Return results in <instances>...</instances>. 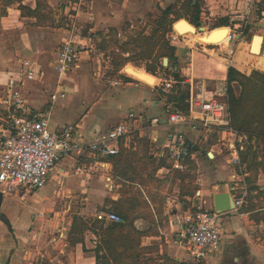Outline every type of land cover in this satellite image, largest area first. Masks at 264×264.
Returning a JSON list of instances; mask_svg holds the SVG:
<instances>
[{
	"label": "crops",
	"instance_id": "0c3cea01",
	"mask_svg": "<svg viewBox=\"0 0 264 264\" xmlns=\"http://www.w3.org/2000/svg\"><path fill=\"white\" fill-rule=\"evenodd\" d=\"M87 1H83L82 9H84L81 10L80 7L72 6L71 0H46L48 8L45 15L49 16V19L44 20L47 25L42 26L37 23L35 17L29 16L25 10L21 11L19 4L4 6L0 0V8L3 9V12L0 13V87L5 90L10 84L13 87H19L28 114H38L47 118L50 129L56 133L61 131L63 127L72 125L76 137L80 142L85 143L92 141L99 133L123 121L129 113H133L135 117L132 126L135 128V132H139L138 136H142L146 130L148 139L151 140L157 151L155 156L162 155L165 150L167 151L166 147L169 145L172 133L177 128L167 122L166 97L156 85L159 76L154 77L149 73L147 74L143 68L135 69L128 66L125 68L126 74L122 70L117 72V85H113L114 80L105 82L101 79H95L93 76H100V71H98L97 65L89 62V60L93 61L89 54L91 51L87 50V44L92 43L91 38H81L71 32L70 41L81 49H79L75 66L58 79L55 72L58 51L56 46L61 38V42L65 41L66 33H68L63 28L58 27V23L60 18H67L73 28L75 22L91 25L93 21L99 27L118 28L127 19V16L137 17L140 10L145 7H150L153 4H158L160 7L169 6L175 1L182 2V0H132L128 5L117 7L116 12L113 10V17H106L104 25L100 23L104 18H101V15L95 12L92 3L88 4ZM261 3L262 0H202L198 21L200 24L201 20L205 18L217 19L218 22L226 20L230 25L228 27L240 28L253 17L258 22L253 25L264 31V11L259 14L258 8ZM21 5L30 10L36 8L34 0H23ZM245 28H248V32L252 30L248 26ZM91 30L90 32H93ZM174 32L176 31L174 30ZM194 36L197 39L199 35ZM241 38L239 36L238 42ZM252 41H250L247 52L244 47H241L244 42L235 43V51L232 57L217 51H207V54L198 52L199 55L196 57H201L200 60L204 65L203 76H206V72L212 76L213 80L225 79L228 67H233L239 72L247 74L246 70H250L247 61L252 66L260 67L259 70L263 71V43L260 53L256 54L257 56L247 57ZM181 54L176 50L177 65H173V67L177 68L175 71L177 73L181 69L178 63ZM190 57L193 74L198 78L199 75L194 68L196 67L194 53ZM23 61H28L31 69L35 71V77L30 81L18 76V69ZM154 75L156 74L154 73ZM48 76H52L53 78H51H55V80L49 82ZM52 95H55L54 100L51 99ZM65 99L67 102L70 99H75L76 106H78V108L75 107V115L70 114L71 102L66 104ZM0 109L2 108L0 107ZM154 119H157L156 123H152ZM145 123L147 126H143ZM8 129L9 122L0 118V130L6 134ZM184 134L189 149H195L190 156L197 168L198 195L180 197L177 194V188L173 187L172 196H170L169 202L166 204V211L163 214L165 217L164 226L161 230L159 229L161 234L142 238L141 247H156L159 249V253H162V249L165 248L170 258L190 262L185 255L183 245L178 243L179 227L183 217L192 210L203 209L213 212L211 187L214 184L226 183L229 187L233 186V171L227 163L229 158L227 145L234 137L223 132L207 133L190 130H184ZM211 138L217 142L208 145L203 150V154L199 150L197 151L196 145L199 143L205 145ZM218 145H222L227 151L223 153ZM199 149L202 150V147ZM202 155L212 163L218 160L217 169H202L200 165ZM83 158L90 159L87 154H82L59 161L51 172L45 187L29 193L24 201L20 200L19 194L1 192L3 200L0 212L6 219V223L0 220V264H36L37 262L42 264V260L48 258L47 255L50 256L48 261L51 264H95L94 248L99 244V236L87 232L88 235L84 238V247L87 251L83 252L82 245L76 244L72 247L71 262L62 263L58 255V247L61 243L57 239L60 230H52L51 225L54 223L51 219L44 218L42 213V199H49L53 192L50 191V183L55 177L52 176L53 172L65 176L66 169L72 165L76 168L75 175H79V171L87 167ZM99 162L103 165L102 167L95 165V161L92 160V164L88 166L85 172L87 173L86 177L81 181L80 176H75V189L79 188L83 182L88 183L90 179L96 180L97 182L90 189V197L95 196L97 200L109 198L116 201L120 196L116 192L118 186L115 185L112 178L113 167L108 162L101 160ZM160 170L168 171L166 168H161L158 171L160 172ZM90 172L93 176L89 174ZM244 174L245 182V179L250 176L245 169ZM254 177L255 185L264 189L262 170L259 169ZM100 182L105 185L109 193L99 188ZM210 182V186L207 187L206 184ZM251 195H256V192H251ZM13 196L17 197L22 204L15 201ZM247 196L239 210L233 209L218 215L221 240L215 255L198 263L190 262V264H264V209L243 212L242 208L248 205L245 204ZM178 200H183L185 206ZM255 218L258 220L255 221ZM135 226L141 231L147 230V223L141 220H137ZM63 234L64 240L62 242L67 243V234ZM172 235L173 240L171 239ZM177 254L178 256H176Z\"/></svg>",
	"mask_w": 264,
	"mask_h": 264
},
{
	"label": "built area",
	"instance_id": "2783aa9c",
	"mask_svg": "<svg viewBox=\"0 0 264 264\" xmlns=\"http://www.w3.org/2000/svg\"><path fill=\"white\" fill-rule=\"evenodd\" d=\"M83 1L71 0L70 3L81 9ZM220 28L222 27L214 25L203 27L202 30L203 33H209ZM228 30L226 44H205L196 41L200 53L217 51L232 57L235 51L234 44L238 42L241 34H235L229 28ZM186 37L187 34L174 32L168 36V41L171 46H177L176 44L180 42L188 45L190 41ZM79 49L81 48L71 41H62L55 61L58 79L75 66ZM18 76L28 81L34 79L35 71L31 69L28 61L22 62ZM157 78V88L164 94L170 93L177 83L172 75ZM180 83L186 85L188 89L186 112L169 111L170 105L167 108V122L180 129L179 132L172 133L169 145L166 147L170 170L188 169L187 161L191 160V156L184 130L223 132L232 135L234 139L227 145L229 153L227 163L233 171V186L230 188L234 210L237 211L243 206L247 196V186L244 182L245 168L238 155L239 150H242L238 146L242 137L230 127L226 78L216 81L193 77L181 79ZM117 84V81H114L113 85ZM51 99L54 100L55 95H52ZM0 107L8 113L9 119V129L6 134L0 130V185L6 188L1 189V192L20 193L21 200L31 192L43 189L55 165L62 159L87 154L95 161V165L102 167L103 165L95 159L116 155L121 145L127 147L129 136L136 131L132 126L135 115L129 113L123 121L99 133L90 142H80L72 125H67L56 133L50 129L47 118L26 112L19 87H13L11 84L8 85L7 90L0 87ZM12 111L18 114H12ZM156 122L157 119L152 121V123ZM96 218L106 223L121 221L113 212L100 213ZM178 233V243L183 245L185 255L190 262L198 263L206 260L215 255L220 247L218 215L214 212L203 209L188 212L182 219ZM63 238V232H58L57 239L60 243ZM59 252L62 254L64 250L61 249Z\"/></svg>",
	"mask_w": 264,
	"mask_h": 264
},
{
	"label": "trees",
	"instance_id": "16d2710c",
	"mask_svg": "<svg viewBox=\"0 0 264 264\" xmlns=\"http://www.w3.org/2000/svg\"><path fill=\"white\" fill-rule=\"evenodd\" d=\"M22 1L2 0V3L4 6L19 4V9L21 11L25 10L29 16L35 17L39 24L45 23L44 20L49 19V16L45 15L48 8L46 0H34L36 2L35 10L27 9L21 5ZM201 4L202 0H182L181 7L190 11L184 15L177 13L174 15V6L167 7L161 12L156 27L149 35H140L138 38L133 39L131 43H125L124 46L135 44L140 49L139 59L141 61H151V64L147 66V73L154 75L157 67L168 71V68H164L162 65L164 58L167 59L169 64H172V67L177 65L176 49L168 41V36L174 32L173 20L187 18L190 23L185 21L187 24L199 28L198 16ZM258 8L259 14L264 11V0ZM172 16L174 19H172ZM187 24L182 22L177 28L189 27ZM216 26L228 27L229 23L222 20ZM193 27L190 28L194 29ZM88 32L87 30V35H89L87 37L96 36L95 32L90 34ZM247 32L248 28H245L243 33L247 34ZM97 35L100 36L101 34L97 33ZM123 50L121 55L112 51L114 57L112 64L116 73L129 63L128 59L121 57L126 52ZM170 74L177 83L170 93L165 94L166 107L171 106L169 111L186 112L187 86L180 83V75L177 72L172 71ZM226 82L230 127L242 137L240 143H238L242 150H239L238 155L245 171L250 176L245 179L248 186V196L245 204L248 205L242 210L248 212L264 209V189L255 185L254 177L259 169L264 173V159L262 160L264 153L259 155L263 151L261 147L264 148V70H255L247 75L233 67H228ZM236 88L238 93H236ZM12 114L17 115L18 113L12 111ZM6 115L8 117L7 112ZM125 148L121 145L116 155L95 159L108 162L113 167L112 178L115 185L118 186L116 192L120 198L116 201L106 199L104 202L112 206V211L109 210L108 212L118 215L121 221L106 223L97 218L83 219L75 217L67 234V241L71 247L81 244L83 252L87 251L84 247L85 233L92 232L97 237L99 236V244L94 248L95 264H150L155 260L151 255L159 253V249L156 247H141L142 238L157 234L153 231V227L141 231L136 228L135 222L140 219L147 220V218H151V222H154L153 213L162 214L166 197L159 195L157 191H150L148 188L154 186V190H156L166 182L164 179L159 180L156 173L161 168L170 169V164L167 162L168 152L165 150L162 155L155 156L157 152L155 146L150 139L145 138L140 139L139 149L130 150ZM194 151V148H190L189 155ZM187 162L189 166L192 161L188 160ZM170 171L173 172L172 180H184L183 176L186 171ZM251 192H256V195L252 196ZM192 193L182 194L180 197L192 195ZM257 220L258 218H255V221ZM165 251L163 249L161 256H165ZM42 264L51 263L48 259H43Z\"/></svg>",
	"mask_w": 264,
	"mask_h": 264
},
{
	"label": "rangeland",
	"instance_id": "374dc122",
	"mask_svg": "<svg viewBox=\"0 0 264 264\" xmlns=\"http://www.w3.org/2000/svg\"><path fill=\"white\" fill-rule=\"evenodd\" d=\"M131 1L132 0H88L87 2H88V4L92 3L91 5L94 7L95 12H98L101 15V18H104L100 22L101 25H104L106 23V20H105L106 17H113V10H115V12H116L117 7H123L124 5H128V3ZM169 6H174V8H173V11H174L173 14L174 15H175V13L180 14V15H184V14H188L190 12L189 10L181 7V2L175 1L174 3H172ZM169 6L160 7L158 4H156V5L153 4L150 7H145L144 9L140 10L137 17H128L127 16V19H125L118 28H111V27H107V26L99 27L94 23V21L91 25H88V24H85L82 22H80V23L75 22V27L73 28L71 22L67 18H65V19L60 18L59 23H58V27L63 28L66 32H68V33H66L65 41H70L71 32L75 33V36H80L81 38L88 36L87 30L89 31L88 33L95 32L96 36L91 37L92 43L87 44V46H88L87 50L91 51L89 54H90V57H92V59H93V61L89 60V62L97 65L99 67L98 71H100V76L96 75V76H93V78L101 79L105 82H108L110 80L118 81L117 73L114 71V66L112 64L113 59H114V57L112 56V51H114L115 54H119V55H121V52L123 49H124L123 51H126L124 54H122L121 57L124 59H128L129 63L126 64L121 69L123 73L126 74L125 68L128 66L133 67L135 69L143 68L146 72L147 66L151 64V61H149V60L141 61L139 59L140 49H138L135 46V44H131L129 46H124V44L128 43V42L131 43V41L133 39L138 38L140 35H146V36L149 35L154 30V28L156 27V23H157L160 15H161V12ZM83 9H81V10H83ZM2 12L3 11L0 8V13H2ZM187 16L189 17V15H187ZM172 19H174L173 16H172ZM180 20L187 21V18H181ZM173 21H174V23H173V25H174L179 20L175 21V19H174ZM255 23H258V22L256 20H254L252 17L251 19L248 20V22L246 24H244L240 28L239 27L238 28L232 27V26L226 27V28H229L231 31H234L235 34H239V33L241 34L240 36L242 38L239 40V42H244V44H242L241 47H244L246 52L248 51L250 41H252L253 36H255V35H259V36L263 37V45H264V31L262 29L255 27L253 25ZM217 24H218L217 19L213 20V19L209 18L208 20H206V19L201 20L200 27L195 28V33L196 34H203V32H204V30H202L203 27H207V26L210 27V26H214ZM41 25L44 26L47 24L41 23ZM95 25H96V28H95ZM245 26H248L252 29L251 32H248L246 35L243 33ZM190 27H192V26H190ZM90 29H92L91 31H93V32H90ZM97 33H100L101 35L98 36ZM182 34H187L186 38L190 42L188 43V45H184L183 42H180V44H176L177 46H173V47H175L176 50L179 51L180 54L183 51V53L180 56L181 59L178 62L179 66L181 68L180 72L178 74L180 75L181 79H187V78H193V77L197 78V76H195L193 74V66L191 65L190 55L192 53H194V56L196 57L199 55L198 52H200V51L198 50V46L196 44L195 37L193 34L186 33V32H183ZM61 39L56 46V50L60 47V45L62 43ZM84 47L86 48V46H84ZM91 47H93V48H91ZM125 49H127V50H125ZM239 52H240V50H239ZM249 54L247 55L248 58H250L252 56H257L256 54L251 53L250 51H249ZM200 59H201V57H196V59H195L196 67H194L196 69L197 75H199L198 78L202 79L205 77V79H206V77H207V79H213L212 76H210L206 72H205L206 76H203L204 75L203 74L204 73L203 72L204 65L202 64ZM247 64L250 67V70H248V69H247L248 71L246 70L247 75H249L252 71H255V70L261 71V70H259L260 67H258L256 65L252 66L248 61H247ZM49 68H51V67H49ZM171 72H172V70L170 68H168V71H165V70L157 67L155 69V74L157 73L158 75H153V76L154 77L160 76L162 78H165L166 76L171 75L170 74ZM218 72H219V68H218ZM248 72H250V73H248ZM94 73H96V72H94ZM51 77L50 76L47 77L49 82H53V80H55V78L52 79L53 77L52 78ZM215 80L217 81L218 79H215ZM212 85H213V83L210 84V86H212ZM236 90H237L236 93H238L237 88H236ZM159 94L161 95L160 91H159ZM64 101L67 102V99H65ZM68 103H70V105H71L70 114L75 115V107L78 108V106H76L77 104L75 103V99H70V101H68L66 104H68ZM0 118L2 120H5L6 122H9V119L6 115V112L2 109H0ZM143 126H147L146 123ZM138 135H139V132H134V134L129 136V138L127 140V148H125V149H130V150L139 149L140 139H142V138L148 139V133L146 132V130H145L144 134H142V136H138ZM216 142L217 141L215 139L211 138L208 140V142L205 143V145L204 144L202 145V143H199L195 147H197V151L199 150V152H201L203 154L204 153L203 150L208 145L215 144ZM218 146L221 147V150L223 153H225L227 151V150H225V148L222 147V145H218ZM199 147H202V150L199 149ZM261 149H263V151L260 152L259 155H262V153H264V148L261 147ZM201 157H203V155ZM83 159H85L84 163L87 164V167L82 168V170L79 171L80 172L79 175H75L76 168L72 165L68 169H66L67 173L65 174V176H60L56 172H53L52 176H55V177L52 179V181L50 183V191H53L52 195L49 196V199L46 198V199H42V201H41L42 207H43L42 208L43 209V211H42L43 216H44V218L52 220V223H54V224L51 225V227H53L52 230H54V231L60 230L61 232L68 234L70 226H71V222H72L73 218H75V216H78V217L83 218V219H92V218L95 219L96 216L100 213H105V212H108L109 210L112 211V206L107 205L104 202L106 199H109V198H106V199L101 198V200H97L95 198V196L90 197V189L93 188V186L95 185L94 183L97 182L96 180L90 179L88 183L83 182V184H81V186L79 188L77 187L75 189V176H80L81 177L80 181L82 179H84L86 177L85 175L87 174L85 172L87 171L88 166L90 164H92V159H88V158H83ZM263 159L264 158H262V160ZM82 161H80V162H82ZM200 163H201L200 165H201L202 169H204V170H206V169L216 170L217 169L216 165H219L218 160L215 161V163H212V162H209L208 159H206L204 157L202 158V161ZM190 164L191 165L188 166V170H186V172H184V176H183L184 180H181V181L172 180L171 176L173 175V172L170 171V169H168L167 172L160 170V172L157 171L156 176L159 180L164 179L166 182L163 183V185L160 188H157L156 190H154V186H150L148 188L150 191H157V193L159 195L166 197L164 209H162L163 210L162 214H159L160 216L157 215L152 210L153 208L151 207V210L154 212L153 213L154 222H151V218H147V220L140 219L141 221L147 223V229L153 227V231H155V233H157L156 234L157 236H159L161 234L159 229L161 230L164 226L163 221H164L165 217L163 214L166 211V206H167L166 204L169 202L170 196H172L171 194L173 192V187L177 188V194L179 196H182V194H191L192 192H193L192 195H186V196L192 197L194 195H198L199 186L196 182L197 181V173H196L197 168L195 167L196 165L194 162H191ZM89 174L92 175L91 172ZM210 184H211V182L206 184V186L208 187V186H210ZM98 186H99V188H102L107 193H109L104 184L101 183V184H98ZM0 189L4 190L6 188L3 187L2 185H0ZM211 192H212V187H211ZM107 197H109V196H107ZM13 199H15V201H17L19 204H22L21 202H19V199L17 197L13 196ZM24 200H21V201H24ZM178 201L183 206H185L183 203L184 202L183 200H178ZM1 210H2V208H1ZM87 235H88V233L86 232L84 235L85 236L84 238H86ZM171 239L172 240L174 239L173 235H172ZM58 248H59L58 249L59 251L61 249L64 250V253H62V254L58 251V255L60 256L59 259L61 260V262L62 263L71 262L72 257H73V248L71 247L70 243L68 241H67V243H65V241H64L59 245ZM163 249H165V248H163ZM162 253H163V251H162ZM164 254H165V256H163V255L161 256V253L152 254L151 257L154 258L155 260L153 259L154 261L151 262L150 264H190V262H183V261L175 260L174 258H170L167 255V249L164 252ZM176 256H178V254ZM46 257L50 258V256H48V255Z\"/></svg>",
	"mask_w": 264,
	"mask_h": 264
},
{
	"label": "water",
	"instance_id": "95a60500",
	"mask_svg": "<svg viewBox=\"0 0 264 264\" xmlns=\"http://www.w3.org/2000/svg\"><path fill=\"white\" fill-rule=\"evenodd\" d=\"M185 23L187 24L185 21L180 20L178 21L176 24H174V30L176 32L179 33V29L177 28V26L180 23ZM187 26L190 27L189 24H187ZM192 33H195V29H192ZM186 33H190V32H186ZM258 39L259 40V44L257 46V54L260 53L261 51V47H262V43H263V37L261 36H254L253 37V41L252 44L250 46V52L252 53L253 51V46H254V41ZM58 53L56 54L57 57ZM167 59L164 58L163 59V66L170 68L173 72H175L177 70L176 67H172L171 65L167 64ZM180 129L177 128L176 132H179ZM2 200H3V194L0 191V211H1V205H2ZM212 201H213V212L217 215L220 214H224L227 212H230L234 209V204H233V200L231 197V188L229 187L228 184L224 183V184H215L212 186ZM0 220L3 221L4 223H6V219L4 218L3 214H1L0 212Z\"/></svg>",
	"mask_w": 264,
	"mask_h": 264
},
{
	"label": "bare ground",
	"instance_id": "6f19581e",
	"mask_svg": "<svg viewBox=\"0 0 264 264\" xmlns=\"http://www.w3.org/2000/svg\"><path fill=\"white\" fill-rule=\"evenodd\" d=\"M187 31L193 35H196V33H192L193 31H192V28H190V27H185V28L179 29V34H182L183 32H187ZM228 31H229L228 28L222 27V28H220L214 32L197 34V35H199L197 39H196V36H194V37H195V41L203 42L205 44H219V43L220 44H226ZM258 44H259V40L256 39L254 41L252 53L257 54L256 52H257Z\"/></svg>",
	"mask_w": 264,
	"mask_h": 264
}]
</instances>
